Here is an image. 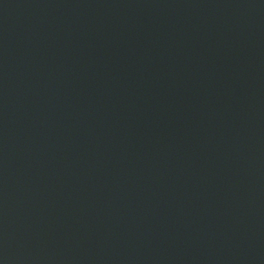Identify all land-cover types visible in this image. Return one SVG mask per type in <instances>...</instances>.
Returning <instances> with one entry per match:
<instances>
[{
    "label": "water",
    "instance_id": "water-1",
    "mask_svg": "<svg viewBox=\"0 0 264 264\" xmlns=\"http://www.w3.org/2000/svg\"><path fill=\"white\" fill-rule=\"evenodd\" d=\"M0 264H264V0H0Z\"/></svg>",
    "mask_w": 264,
    "mask_h": 264
}]
</instances>
